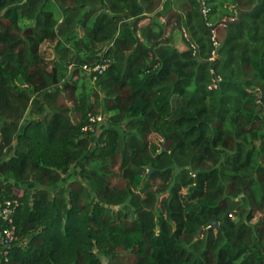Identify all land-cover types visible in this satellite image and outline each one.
<instances>
[{
  "label": "trees",
  "instance_id": "16d2710c",
  "mask_svg": "<svg viewBox=\"0 0 264 264\" xmlns=\"http://www.w3.org/2000/svg\"><path fill=\"white\" fill-rule=\"evenodd\" d=\"M7 201L0 264H264V0H0Z\"/></svg>",
  "mask_w": 264,
  "mask_h": 264
},
{
  "label": "rangeland",
  "instance_id": "374dc122",
  "mask_svg": "<svg viewBox=\"0 0 264 264\" xmlns=\"http://www.w3.org/2000/svg\"><path fill=\"white\" fill-rule=\"evenodd\" d=\"M54 12H55V14L59 13L58 9H55ZM214 27H215L214 35L218 36V35L222 34L223 23H217L216 25H214ZM177 35H179V34L177 33ZM176 44L179 48H181V49L183 48L181 41L177 37H176ZM40 50H41V53L47 59H52L53 56L56 55L54 43L50 42V41H44L41 45ZM83 81H88V80L84 79ZM117 254H118L117 257H118L119 261L122 262L123 264H130L132 262V260L134 259L133 254L129 253V252L119 251Z\"/></svg>",
  "mask_w": 264,
  "mask_h": 264
},
{
  "label": "built area",
  "instance_id": "2783aa9c",
  "mask_svg": "<svg viewBox=\"0 0 264 264\" xmlns=\"http://www.w3.org/2000/svg\"><path fill=\"white\" fill-rule=\"evenodd\" d=\"M108 65V62L105 60H102L101 62H98L95 66H94V70L95 72H102ZM95 72L93 74V76L95 75ZM92 76V77H93ZM92 119H96L99 121H102L101 117H95ZM11 202L7 201L6 202V206L3 205L1 210H0V214L2 216V218L7 219L8 221H11L12 218V214H13V208L10 206ZM16 206V202L15 204H13ZM15 237V232H14V227H10V228H5L2 232H0V244H8L12 241V239Z\"/></svg>",
  "mask_w": 264,
  "mask_h": 264
},
{
  "label": "water",
  "instance_id": "95a60500",
  "mask_svg": "<svg viewBox=\"0 0 264 264\" xmlns=\"http://www.w3.org/2000/svg\"><path fill=\"white\" fill-rule=\"evenodd\" d=\"M223 24H224V25H227V22H226V23H223ZM152 170H153V169L149 166V173H151ZM227 215H228V212H226L225 215H224V218H225V219H226ZM218 224H219L218 221L211 220V221L208 223V226L217 228V227H218ZM202 228H203V227H202ZM202 228L198 231V234H199V232L202 230Z\"/></svg>",
  "mask_w": 264,
  "mask_h": 264
}]
</instances>
